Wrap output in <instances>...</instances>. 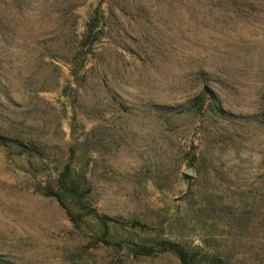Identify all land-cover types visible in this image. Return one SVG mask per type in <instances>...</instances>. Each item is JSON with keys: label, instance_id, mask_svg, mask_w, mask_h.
Wrapping results in <instances>:
<instances>
[{"label": "rangeland", "instance_id": "1", "mask_svg": "<svg viewBox=\"0 0 264 264\" xmlns=\"http://www.w3.org/2000/svg\"><path fill=\"white\" fill-rule=\"evenodd\" d=\"M0 137V264H264V0H0Z\"/></svg>", "mask_w": 264, "mask_h": 264}, {"label": "trees", "instance_id": "2", "mask_svg": "<svg viewBox=\"0 0 264 264\" xmlns=\"http://www.w3.org/2000/svg\"><path fill=\"white\" fill-rule=\"evenodd\" d=\"M93 26H94V20L91 19L87 23L86 28L84 30V34H85L84 38H86V35L91 33ZM9 142H10V140H8L4 137H0V146L7 147ZM20 151H22V150H20ZM66 169H67V167H65L64 171H62L58 174V176H57V183H58L57 187L61 190H65L68 193L66 195H69V197H71V200L73 202L79 203L80 197H81V196H79V193H77L79 186L77 185L76 181H71V182H69V184H67L65 182L64 176H65ZM50 195H52L61 206L63 205L61 198L58 196V194H56V192H50ZM86 214L92 215L93 217L99 219L102 222L103 221H112V219L107 217V216H98L95 213V211L92 209L87 210ZM134 223H135L134 225H138L137 222H134ZM157 246H158V250H160V251H170L171 253H173L177 257L179 264H190V259L187 257L186 253L179 246L170 245V246L165 247L161 243H158ZM137 253L140 255H148V254H150V250L141 249Z\"/></svg>", "mask_w": 264, "mask_h": 264}]
</instances>
